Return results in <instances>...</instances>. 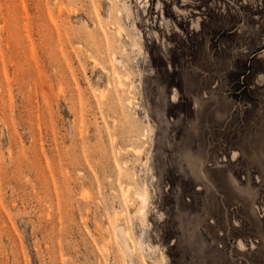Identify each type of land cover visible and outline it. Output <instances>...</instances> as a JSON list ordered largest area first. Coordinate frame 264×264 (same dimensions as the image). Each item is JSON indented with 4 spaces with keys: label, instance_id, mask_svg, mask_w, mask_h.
<instances>
[{
    "label": "rangeland",
    "instance_id": "rangeland-1",
    "mask_svg": "<svg viewBox=\"0 0 264 264\" xmlns=\"http://www.w3.org/2000/svg\"><path fill=\"white\" fill-rule=\"evenodd\" d=\"M0 264H264V0H0Z\"/></svg>",
    "mask_w": 264,
    "mask_h": 264
},
{
    "label": "bare ground",
    "instance_id": "bare-ground-1",
    "mask_svg": "<svg viewBox=\"0 0 264 264\" xmlns=\"http://www.w3.org/2000/svg\"><path fill=\"white\" fill-rule=\"evenodd\" d=\"M118 83H119V81H118ZM141 197H142V202H141V203H142V204H141V205H142V207H141V209L143 210L144 204H146V198H145V196H144V195H143V196H141ZM138 198L140 199V196H139V195H138ZM138 212H141V211H140V209H139V211H138Z\"/></svg>",
    "mask_w": 264,
    "mask_h": 264
}]
</instances>
